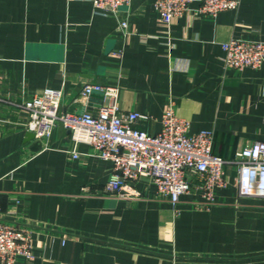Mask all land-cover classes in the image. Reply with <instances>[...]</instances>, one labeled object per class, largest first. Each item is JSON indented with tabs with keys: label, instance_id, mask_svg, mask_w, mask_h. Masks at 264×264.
Returning a JSON list of instances; mask_svg holds the SVG:
<instances>
[{
	"label": "crops",
	"instance_id": "0c3cea01",
	"mask_svg": "<svg viewBox=\"0 0 264 264\" xmlns=\"http://www.w3.org/2000/svg\"><path fill=\"white\" fill-rule=\"evenodd\" d=\"M155 3L131 0L115 17L95 14L92 0H0V207L35 244L20 264H264V198L240 194L232 162L264 141V64L223 60L232 37L264 41V0L169 29ZM88 82L118 86L121 109L146 114L136 125L148 132L161 130L170 99L191 131H215L214 152L231 162L208 207L195 187L174 209L148 178L137 198L109 192L113 162L86 143L75 158L62 125L35 148L22 103L50 87L63 110L91 111L101 96H81Z\"/></svg>",
	"mask_w": 264,
	"mask_h": 264
},
{
	"label": "built area",
	"instance_id": "2783aa9c",
	"mask_svg": "<svg viewBox=\"0 0 264 264\" xmlns=\"http://www.w3.org/2000/svg\"><path fill=\"white\" fill-rule=\"evenodd\" d=\"M241 1L156 0L155 6L169 29L181 16H216L224 10H238ZM130 2L92 0L93 12L117 17L120 8ZM120 26L128 28V21L121 20ZM223 50L228 68H259L264 64V41L232 37L223 43ZM119 91L116 85L88 82L81 96L100 94V104L91 111L70 112L62 109L61 89L44 88L22 103L29 116L27 128L42 145L54 128L62 125L71 134L75 158L80 156L77 146L86 143L93 155L111 160L114 168L107 183L109 192L137 198L140 192L136 183L148 178L174 209L181 196L195 187L204 198L198 206L208 207L214 200L215 188L227 184L225 166L231 162L214 152L215 131H191L190 119L178 115L170 99L163 112L161 130L148 132L136 125L148 116L138 111H123L118 103ZM232 162L238 167L236 183L240 194L264 198V141L245 146ZM14 213H4L0 207V264H20L21 259L34 258L32 234L13 218Z\"/></svg>",
	"mask_w": 264,
	"mask_h": 264
},
{
	"label": "water",
	"instance_id": "95a60500",
	"mask_svg": "<svg viewBox=\"0 0 264 264\" xmlns=\"http://www.w3.org/2000/svg\"><path fill=\"white\" fill-rule=\"evenodd\" d=\"M100 96H101V95H100ZM101 97H102V96H101ZM76 108L83 109V106H81V105H79V104H72V105L70 106L69 111H70V112H76V111H75ZM88 111H90V110H88ZM34 137H35L34 133H33V132H29V138H30V140L33 139ZM35 145H36L35 148H39V147H40V144H39L38 142H37Z\"/></svg>",
	"mask_w": 264,
	"mask_h": 264
}]
</instances>
